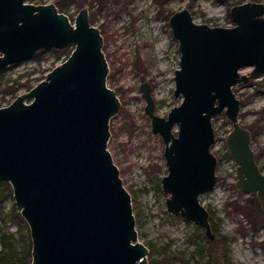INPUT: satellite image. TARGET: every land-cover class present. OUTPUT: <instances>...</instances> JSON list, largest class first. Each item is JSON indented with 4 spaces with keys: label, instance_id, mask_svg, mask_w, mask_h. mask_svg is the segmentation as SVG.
Instances as JSON below:
<instances>
[{
    "label": "water",
    "instance_id": "1",
    "mask_svg": "<svg viewBox=\"0 0 264 264\" xmlns=\"http://www.w3.org/2000/svg\"><path fill=\"white\" fill-rule=\"evenodd\" d=\"M230 17L233 26L196 22L188 7L170 16L181 102L167 116L156 113L150 83L140 85L152 131L165 143L167 209L202 226L210 239L211 213L200 196L218 181L212 146L220 115L232 125L226 145L237 164L236 187L256 195L264 211V173L233 89L264 73V2L237 3ZM68 47L66 60L0 107V181L10 183L29 225L30 264H149L131 193L108 148L122 102L108 86L104 37L89 7L72 22L55 3L0 0V73L40 50Z\"/></svg>",
    "mask_w": 264,
    "mask_h": 264
},
{
    "label": "rangeland",
    "instance_id": "2",
    "mask_svg": "<svg viewBox=\"0 0 264 264\" xmlns=\"http://www.w3.org/2000/svg\"><path fill=\"white\" fill-rule=\"evenodd\" d=\"M264 0H27L55 3L74 22L88 6L90 21L101 29L109 61L108 85L116 90L122 106L110 121L108 148L132 196L139 240L148 248L149 264H264V211L256 195L236 187L234 163L217 144L218 181L200 196L210 211L213 239L205 229L174 215L166 206L162 177L168 172L165 143L152 131L140 90L149 82L157 114L167 116L181 102L176 97L175 71L180 50L170 25L176 10L190 8L194 20L209 25L232 23L230 9L237 3ZM162 39V40H161ZM73 47L45 49L12 64L0 73V107L29 91L71 54ZM252 67H243L249 73ZM240 99V122L250 129L256 161L264 173V73L248 84L233 87ZM217 126H226L228 119ZM221 127H219V130ZM0 264L31 263L30 228L16 204L13 189L0 181ZM4 183H8L9 187Z\"/></svg>",
    "mask_w": 264,
    "mask_h": 264
},
{
    "label": "built area",
    "instance_id": "3",
    "mask_svg": "<svg viewBox=\"0 0 264 264\" xmlns=\"http://www.w3.org/2000/svg\"><path fill=\"white\" fill-rule=\"evenodd\" d=\"M228 26H233V25H232V23H230V24H228ZM223 119H225L224 115H220V116H218V117H216V118L213 119V124H214V128H215V133H216V142H215L214 146H216L217 144H219V146L221 148H223L224 151L227 153V155L231 159L232 163H234L235 166H236V162L233 159V157L231 156V154L229 152V149H228V147L226 145V137H227L229 131L231 130L232 125H231V123L228 120L226 126H224V127L217 126V123H221V121ZM219 127H221L220 130H219Z\"/></svg>",
    "mask_w": 264,
    "mask_h": 264
},
{
    "label": "trees",
    "instance_id": "4",
    "mask_svg": "<svg viewBox=\"0 0 264 264\" xmlns=\"http://www.w3.org/2000/svg\"><path fill=\"white\" fill-rule=\"evenodd\" d=\"M69 56V55H68ZM30 88H32V86L30 87ZM1 184V183H0ZM5 185H7V187H9V184L8 183H4ZM2 185V184H1ZM10 188V187H9ZM3 198H4V194H2V190H0V203L2 202V200H3ZM257 208L259 209V208H261V206H260V203H258L257 204ZM216 235V234H215ZM26 264H30V262H27Z\"/></svg>",
    "mask_w": 264,
    "mask_h": 264
},
{
    "label": "flooded vegetation",
    "instance_id": "5",
    "mask_svg": "<svg viewBox=\"0 0 264 264\" xmlns=\"http://www.w3.org/2000/svg\"><path fill=\"white\" fill-rule=\"evenodd\" d=\"M90 12V11H89ZM71 20V19H70ZM92 23V22H91ZM93 24V23H92ZM94 25V24H93ZM96 26V25H95ZM98 27V26H97ZM99 28V27H98ZM100 29V28H99ZM100 31H101V29H100ZM101 34H102V32H101ZM179 45V44H178ZM103 49H104V47H103ZM105 52V51H104ZM105 55H106V53H105ZM106 59H107V61H108V58H107V56H106ZM180 62V61H179ZM108 65H109V61H108ZM109 68H110V66H109ZM109 74H110V72H109ZM109 76V75H108ZM109 86V85H108ZM110 87V86H109ZM111 88V87H110ZM213 147H214V145L212 146V151H213ZM215 154V153H214ZM216 155V154H215ZM236 166H237V164H236ZM262 171V170H261ZM257 197V196H256ZM258 199V198H257ZM258 202H259V200H258ZM260 203V202H259ZM261 206V205H260Z\"/></svg>",
    "mask_w": 264,
    "mask_h": 264
},
{
    "label": "bare ground",
    "instance_id": "6",
    "mask_svg": "<svg viewBox=\"0 0 264 264\" xmlns=\"http://www.w3.org/2000/svg\"><path fill=\"white\" fill-rule=\"evenodd\" d=\"M162 40V39H161Z\"/></svg>",
    "mask_w": 264,
    "mask_h": 264
}]
</instances>
